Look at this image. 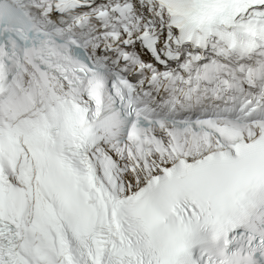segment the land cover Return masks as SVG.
Instances as JSON below:
<instances>
[{"label": "snow or ice", "instance_id": "snow-or-ice-1", "mask_svg": "<svg viewBox=\"0 0 264 264\" xmlns=\"http://www.w3.org/2000/svg\"><path fill=\"white\" fill-rule=\"evenodd\" d=\"M0 264H264V0H0Z\"/></svg>", "mask_w": 264, "mask_h": 264}]
</instances>
